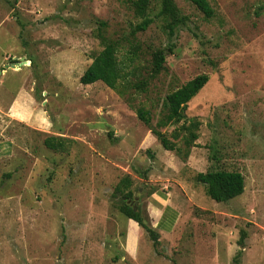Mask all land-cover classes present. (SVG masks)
I'll use <instances>...</instances> for the list:
<instances>
[{"label":"rangeland","instance_id":"1","mask_svg":"<svg viewBox=\"0 0 264 264\" xmlns=\"http://www.w3.org/2000/svg\"><path fill=\"white\" fill-rule=\"evenodd\" d=\"M133 1L0 0V264H264V0H207L210 20L172 0V37L161 0L136 32ZM99 33L145 92L79 83L103 49ZM156 50L165 63L149 80ZM202 74L185 112L200 122L198 146L183 162L134 109L154 125L165 96ZM48 136L69 139L67 152L48 150ZM215 170L240 173L243 194L208 198L196 175ZM150 173L180 208L155 246L120 212L128 193L143 212L139 179Z\"/></svg>","mask_w":264,"mask_h":264},{"label":"trees","instance_id":"2","mask_svg":"<svg viewBox=\"0 0 264 264\" xmlns=\"http://www.w3.org/2000/svg\"><path fill=\"white\" fill-rule=\"evenodd\" d=\"M188 1L203 15L204 19L210 20L214 17V11L207 0ZM151 2L152 0H134L132 2L135 15L141 19V22L135 28L136 32H144L153 23V19L148 16ZM158 16L165 19L167 33L172 37L175 29L180 24L172 0H161V9ZM104 26L105 24L102 23L101 28ZM98 37L103 44V49L92 59V63L80 77L79 83L83 86H89L101 82L121 98L124 97L126 87L145 92L147 86L145 81L128 83V72L125 71L127 67L117 57L119 46L113 41H107L100 33ZM168 53L172 54L171 48H168ZM165 57L166 54L163 50L152 52L149 80L155 79L162 71ZM208 80V75H199L167 94L154 125L152 124L150 111L143 107L134 109L137 118L148 128L161 147L167 152H173L183 162L188 159L190 151L198 146L196 141L199 138L198 132L200 129V122L196 118L186 116V108L188 103L208 83ZM128 84L130 85L128 86ZM126 102L130 106L132 105L129 99ZM169 128H172V130L167 132ZM69 142L70 140L67 138L48 136L44 139L43 145L50 151L66 153ZM142 179L146 180V176ZM196 181L204 186L206 196L216 203H227L241 196L244 192V177L238 172L215 170L198 173ZM125 197L127 202L121 206L120 212L128 220L134 221L143 233L149 237L154 246L157 245L160 236L151 228L148 216L144 210L143 212L134 210L131 205L135 200L132 193H128ZM243 238L244 235L241 236V240Z\"/></svg>","mask_w":264,"mask_h":264},{"label":"crops","instance_id":"3","mask_svg":"<svg viewBox=\"0 0 264 264\" xmlns=\"http://www.w3.org/2000/svg\"><path fill=\"white\" fill-rule=\"evenodd\" d=\"M20 100L21 99L18 98L15 102L13 111L16 106L18 111L22 110L20 107ZM20 117L26 118L25 114ZM152 137L154 136L152 135ZM152 139L154 142H157L156 139ZM158 179L159 178L153 173L147 175L146 180L139 179V191L137 193L141 195L140 203L142 204V209L148 216L151 228L160 236V239H164L170 236L175 230L180 219V208L173 194L165 193L163 189L159 187V184L156 182ZM163 188L165 189L166 187ZM134 224L136 228L135 237L139 238L143 234V231L135 222ZM127 238L131 240L128 236V232Z\"/></svg>","mask_w":264,"mask_h":264},{"label":"water","instance_id":"4","mask_svg":"<svg viewBox=\"0 0 264 264\" xmlns=\"http://www.w3.org/2000/svg\"><path fill=\"white\" fill-rule=\"evenodd\" d=\"M139 195H140V194H139V193H137V196H138V197H139Z\"/></svg>","mask_w":264,"mask_h":264},{"label":"built area","instance_id":"5","mask_svg":"<svg viewBox=\"0 0 264 264\" xmlns=\"http://www.w3.org/2000/svg\"><path fill=\"white\" fill-rule=\"evenodd\" d=\"M16 65L18 66V65H19V63H16Z\"/></svg>","mask_w":264,"mask_h":264}]
</instances>
